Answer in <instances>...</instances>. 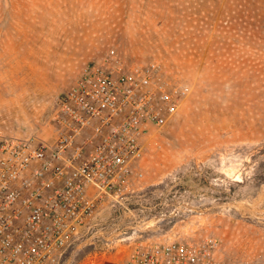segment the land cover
Listing matches in <instances>:
<instances>
[{
  "label": "rangeland",
  "instance_id": "374dc122",
  "mask_svg": "<svg viewBox=\"0 0 264 264\" xmlns=\"http://www.w3.org/2000/svg\"><path fill=\"white\" fill-rule=\"evenodd\" d=\"M117 48L188 90L63 264H124L148 239L217 238L264 264V0H0V133L49 141L82 67Z\"/></svg>",
  "mask_w": 264,
  "mask_h": 264
},
{
  "label": "built area",
  "instance_id": "2783aa9c",
  "mask_svg": "<svg viewBox=\"0 0 264 264\" xmlns=\"http://www.w3.org/2000/svg\"><path fill=\"white\" fill-rule=\"evenodd\" d=\"M187 84L159 61L111 48L62 95L49 141L0 133V264H63L105 195L139 185L145 141L179 111ZM217 238L148 239L124 264H246Z\"/></svg>",
  "mask_w": 264,
  "mask_h": 264
}]
</instances>
